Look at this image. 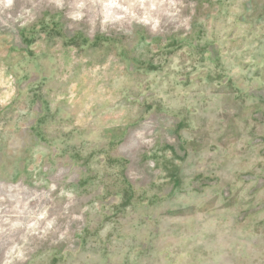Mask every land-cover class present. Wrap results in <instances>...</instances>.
<instances>
[{
	"label": "rangeland",
	"instance_id": "374dc122",
	"mask_svg": "<svg viewBox=\"0 0 264 264\" xmlns=\"http://www.w3.org/2000/svg\"><path fill=\"white\" fill-rule=\"evenodd\" d=\"M261 178L264 0H0V264H264Z\"/></svg>",
	"mask_w": 264,
	"mask_h": 264
},
{
	"label": "crops",
	"instance_id": "0c3cea01",
	"mask_svg": "<svg viewBox=\"0 0 264 264\" xmlns=\"http://www.w3.org/2000/svg\"><path fill=\"white\" fill-rule=\"evenodd\" d=\"M259 181H264V180L261 178V179H259ZM259 181H258V182H259Z\"/></svg>",
	"mask_w": 264,
	"mask_h": 264
}]
</instances>
